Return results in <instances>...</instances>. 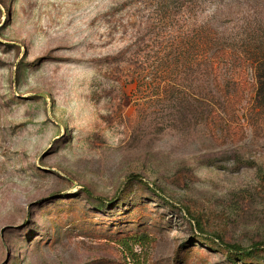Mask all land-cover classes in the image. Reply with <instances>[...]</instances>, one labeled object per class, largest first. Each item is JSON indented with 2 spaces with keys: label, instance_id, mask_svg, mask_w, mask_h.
Instances as JSON below:
<instances>
[{
  "label": "rangeland",
  "instance_id": "rangeland-1",
  "mask_svg": "<svg viewBox=\"0 0 264 264\" xmlns=\"http://www.w3.org/2000/svg\"><path fill=\"white\" fill-rule=\"evenodd\" d=\"M166 1L0 0V264H264V101L197 120Z\"/></svg>",
  "mask_w": 264,
  "mask_h": 264
},
{
  "label": "trees",
  "instance_id": "trees-1",
  "mask_svg": "<svg viewBox=\"0 0 264 264\" xmlns=\"http://www.w3.org/2000/svg\"><path fill=\"white\" fill-rule=\"evenodd\" d=\"M169 4L176 11L188 10V5L192 4L197 17L194 28L186 30L181 40L185 70L190 71V63L193 62L199 80L205 83L198 88L197 120L211 125L226 124V120L213 113L215 109L225 112L231 97L240 91V82H235L233 75L240 68H251L256 81L254 95L264 101V30L259 28L264 0H167L163 8L168 10ZM207 6H214V9L204 20L199 19ZM234 15L242 18H234ZM247 18H254L258 27L251 29ZM244 21L245 26L237 32L236 23ZM230 23L234 24L230 31L221 26ZM243 73L241 69L239 76L242 77ZM216 94L222 97L221 102L215 99ZM223 244L227 252L238 253L245 258L256 254L255 251L240 252L238 246Z\"/></svg>",
  "mask_w": 264,
  "mask_h": 264
}]
</instances>
